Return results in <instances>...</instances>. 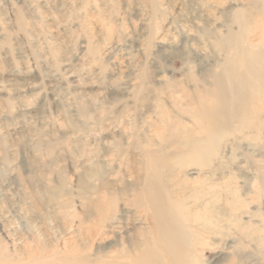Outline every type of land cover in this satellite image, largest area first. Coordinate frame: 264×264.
<instances>
[{
    "label": "rangeland",
    "instance_id": "rangeland-1",
    "mask_svg": "<svg viewBox=\"0 0 264 264\" xmlns=\"http://www.w3.org/2000/svg\"><path fill=\"white\" fill-rule=\"evenodd\" d=\"M237 16L246 42L264 48V0H0V245L11 254L41 236L65 253L80 245L96 220L80 197L85 179L93 197L107 183L118 198L120 233L103 244L128 249L133 229L149 227L124 197L140 187L143 151L174 150L167 118L202 134L182 111L227 65L233 46L217 41L240 32ZM260 92L247 109L224 108L230 127L208 164L179 168L191 198L189 264H264ZM242 119L262 130L238 129ZM203 219L213 226L199 227Z\"/></svg>",
    "mask_w": 264,
    "mask_h": 264
},
{
    "label": "bare ground",
    "instance_id": "bare-ground-1",
    "mask_svg": "<svg viewBox=\"0 0 264 264\" xmlns=\"http://www.w3.org/2000/svg\"><path fill=\"white\" fill-rule=\"evenodd\" d=\"M236 21L240 26V32L238 34L228 33L226 37L217 41V46L220 48L233 46L232 54L228 56L226 62L227 65L221 73H213L210 76L212 83L194 93L188 100V108L182 111V114H187L198 121V128L202 134L197 136L195 129L184 126L176 117L167 118L162 120L161 124L163 126L168 124V127L173 129L167 143H170L169 146L174 150L172 152L166 149L143 151L146 164L140 187L127 189L124 197L127 198L132 193V199H127L126 204L141 214L140 222L147 223L149 227L133 229L134 235L128 239V249L123 247L115 250L111 245L103 244L110 234L116 236L120 233L117 231L119 229L117 224L123 219H117L114 210L118 204V198L108 188L107 183L101 186L102 188L96 192L97 196L93 197L90 195L92 187L84 179L80 184V197L90 211L96 213V220L92 227L85 228L88 234L84 237V241L78 246L71 247L72 249H67L66 253L65 247L60 248L44 241L42 236L37 240V248L27 252L15 250L14 254H11L7 247L0 245V264L191 263V240L187 225L189 220L185 215L186 204L191 198L185 195L187 187L185 182L179 179V171H181L179 168H182L186 161L200 160L201 164H208L211 160L208 153L216 150L222 138L219 129L230 127L227 121L224 122L219 118L224 108L229 112H236L242 107L247 109L251 94L264 91L263 44L261 46L246 42V26L239 16ZM254 97L251 96V100H255ZM222 102L224 103L220 105ZM230 116L232 120L235 119L234 115ZM236 125L238 129H249L258 133L262 130V125H255L244 119ZM216 130H219V133L215 132ZM172 183H174L173 186ZM193 194L196 196L195 193ZM48 198L54 201L56 194L49 193ZM236 203L238 204V200ZM72 204L71 199L65 202L63 214L67 219L73 216L70 215ZM193 220L197 222L200 218L196 217ZM198 226L211 227L213 223L211 219H203ZM94 241L100 242L101 246L91 257L89 252L92 251L91 243Z\"/></svg>",
    "mask_w": 264,
    "mask_h": 264
}]
</instances>
